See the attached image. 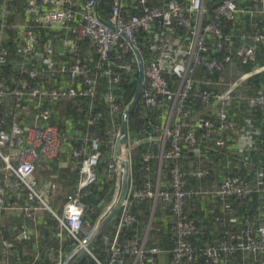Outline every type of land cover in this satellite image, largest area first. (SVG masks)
I'll use <instances>...</instances> for the list:
<instances>
[{"label":"built area","instance_id":"built-area-1","mask_svg":"<svg viewBox=\"0 0 264 264\" xmlns=\"http://www.w3.org/2000/svg\"><path fill=\"white\" fill-rule=\"evenodd\" d=\"M12 1L0 0V67L8 60V52L2 46V35L15 29L19 31L18 53L24 62L31 63L34 59H42L44 66L52 70L51 59L57 54L67 57L68 63H61L53 69L54 72L66 76L62 86H59L60 83L56 87L37 86L36 81L47 77V73L34 66L23 70L28 81H24L20 87L7 88L0 75V101L8 98L18 102L32 101L35 107L31 122L24 125L20 124L18 115L8 110L0 111V227L3 226L4 213L22 215L16 238L24 242L35 241V251L24 252L34 258L30 264H34L40 254L45 255L53 264H74L78 258L79 262L87 257L90 258L87 264H155L153 259L162 254L161 248H147L146 235L134 233L129 238L121 239L120 232L136 224V217L130 210L132 200H159L170 204L174 217L172 232L175 244L170 250L169 264L193 263L195 250L187 239L197 235L198 229L193 220L183 212L184 200L192 192L185 189L186 174L175 163L169 168L170 182L166 189H159V176L154 184L148 179L138 190L133 189L128 181L125 199L117 213L112 216L120 202L119 193L123 186L124 173L119 158L113 156L109 171L116 176L114 196L95 221L84 223L87 207L81 202V192L96 180L94 167L99 155V139L82 135L77 139L78 146H72L70 150L72 166L78 170L79 176L76 192L66 197L60 213L51 209L49 200L56 186L51 182L39 184L34 176L35 171L43 161L56 159L72 138L66 136L57 126L49 124L50 110L44 106V102L57 103L85 98L91 104L96 93L97 77L88 74L89 66L85 62L82 63L78 54V42L86 38L98 57L93 67L98 71L104 70L108 83V92L104 99L110 115L114 116L118 112V106L111 87L126 80L133 71L132 65L136 63V57L132 46H136V34L139 31H149L155 24L154 28L159 30L152 45L156 56L144 71L146 83L141 94L150 110L169 105L165 129L154 130L157 135L161 134L155 139L160 141L168 134L167 126L172 122L173 131L169 134V146L159 157V162L177 161L181 157L183 146L191 148L194 155L201 158L203 149L198 145L197 133L201 139H210L213 134L218 133V138L214 141L215 148H218L225 145L221 134L235 131V125L227 115L234 100V87L232 83L227 85L223 81L218 83L219 87L215 91L209 90L206 87L211 83L197 78L196 74L202 70L212 76L235 64L246 66L254 63L256 46L264 43V32L253 24L251 31L247 33H224V23L234 22L239 12L237 0H222L214 8L211 17L205 9V0H157L160 5L158 8L151 7L150 2L153 0H133L135 9L139 8V12L134 14L123 12L125 0H112L110 13L103 19L97 10L99 0H84L81 9H77L75 0H26L21 12ZM250 1L257 3L263 0ZM249 13L253 15L259 12L252 10ZM20 15L23 19L18 23L15 19ZM77 19L80 22L73 26ZM174 26L184 31L188 46L181 47L174 38ZM34 28L58 29L66 33L72 32L73 35L51 39L45 43L44 49L39 51ZM207 39L211 41L212 54L208 53ZM235 39L238 40L237 45H234ZM117 46L122 47L121 52L111 59V51ZM171 54H174V58L170 61L167 57ZM130 55L132 59L129 58ZM162 62L166 63L165 69L178 78L179 83L175 90L170 88L163 77L164 69L160 65ZM256 72L257 69L253 73ZM202 86L206 89L201 90ZM191 97L202 106L213 108L209 113L212 112L216 123L204 117H198L192 123L189 121L192 111L188 109L187 102ZM242 101L248 109L264 111V94L244 97ZM91 111L90 107L89 112ZM99 118L100 114L91 113L85 123L92 126ZM113 130L114 127H111L108 134L116 139L118 132ZM250 132L241 139L239 145L242 150L254 145L252 135L257 132ZM148 160L147 156L143 158L144 162ZM144 170L148 171V167H144ZM189 175L201 179L209 175V170L197 168ZM9 193H14L17 197L25 193L24 203H6L5 198ZM194 193L215 200L222 209L231 214L230 199L244 200L254 193L264 194V172L259 171L256 174L254 186L241 177H227L216 190L210 191L200 187ZM44 211L56 222L55 238L58 246H46L40 250L36 245L39 233L35 215L43 214ZM114 219L118 221L114 233L109 235L105 233V229ZM236 220L231 216L229 223L235 224ZM245 227L239 232L228 234L217 246L205 248V264H226V261H221L222 254H264V225L246 221ZM64 234H67L74 244L66 254L61 247ZM98 241L101 243L99 253L103 252L104 260L95 253V244ZM0 243L3 255H9V250L13 247L12 241L4 237L1 229ZM16 256L19 260L17 254ZM1 263L6 264L7 261ZM260 264H264V260Z\"/></svg>","mask_w":264,"mask_h":264},{"label":"trees","instance_id":"trees-1","mask_svg":"<svg viewBox=\"0 0 264 264\" xmlns=\"http://www.w3.org/2000/svg\"><path fill=\"white\" fill-rule=\"evenodd\" d=\"M26 0H13L12 4L17 6L18 10H22ZM132 0H128L123 8V12L126 14H134L139 12V8L135 9L134 5L131 4ZM222 0H206L205 5L209 11L212 13L216 4H219ZM112 0H99L98 4V14L100 18H105L110 13V6ZM151 7H160L157 0L150 2ZM264 7V0L260 2ZM250 2V0H238V7L240 13L234 22L224 23L223 31L224 33L237 34L240 32H250L253 24L257 25V28L260 31L264 32V11L261 15L253 14L250 15L248 12L255 8L256 5ZM134 7V8H133ZM21 16V15H20ZM12 21V19H9ZM237 21V22H236ZM77 25L76 20L73 23V26ZM174 26V38L181 44L187 45L189 42L185 40L184 31L182 29L176 28ZM154 28V27H152ZM36 40H37V50L42 51L44 49L45 43L51 39L57 38L61 39L65 35H73L72 32L66 33L58 29H42L34 28L33 29ZM19 31L11 30L6 31L4 39L2 40V46L7 50L9 54L8 62L6 66L1 70L2 79L4 82L10 86L12 79L15 73L18 72L16 65L20 63L23 59L20 57L17 48ZM137 43L136 47L138 48L142 59L144 68L146 69L149 63L156 56L155 52H152L151 46L154 44V37L152 33L149 32H138L136 34ZM235 41H238L235 39ZM208 46L210 48V41L207 40ZM122 47L117 46L111 51L110 58L114 59L120 52ZM80 53H83L81 56ZM84 53H90L89 56L84 57ZM78 54L85 60V63L92 64L89 69L88 74L90 76L97 77V87L95 97L90 101L85 98H74L68 101H62L57 103L44 102V106L50 110V120L49 124L57 125V127L64 131L67 135L71 134L73 131V137L67 143L63 150L59 153V160H53L50 162H45L40 165V169H45L47 171L52 170L54 173H58L60 176V192L56 198H51L49 200V206L52 210L60 213L61 207L65 202V197L67 193H73L77 186L78 175L76 169L70 168H59V161L66 159L69 154V149L72 146H78V138L82 135H88L91 138L99 139V158L97 164L94 168L96 180L92 185H89L87 189L83 191V197L81 202H83L87 210L84 215V223H89L95 221L100 215L102 209L108 204L115 193L116 185V176L114 173H110L108 166L112 162L113 154V145L115 138L112 135L108 134V131L111 127H114V132L119 130L122 113L132 101V98L135 94L137 83H138V72L137 67L134 65V73L130 78L122 81L120 84L112 86L111 91L115 98L116 105L119 107V112L115 116H111L109 112V107L104 95L108 92V83L107 79L104 76V70L98 71L93 65L98 61L94 49L89 45V42L86 38L79 40L78 42ZM58 56V55H57ZM132 59V56L129 57ZM264 66V43H261L256 46V59L254 63L250 65L242 66L240 64H235L230 68H226L223 73H217L212 76H208L204 72L197 73V77L205 79L207 81L218 80L222 77L225 84L229 85L239 79L242 75L251 73L255 69ZM163 77L167 80L172 90L176 89L178 84V79L171 73V71L165 70ZM212 82V81H211ZM209 90L215 91L211 86L206 87ZM205 87H200L201 90L206 89ZM234 93L240 94L242 97H253L258 94H264V71L261 73L255 74L250 78L244 80L240 86L234 88ZM235 100L234 106L227 111L229 119L234 123L236 131L241 130L245 127V122L251 120L249 123L252 130H256V134L253 135L254 145L251 150L247 153V161H244L243 158L235 155V150L231 149V139L225 140V145L223 147H218L214 151L215 154H218L217 159L220 161L223 160V167L220 170V177L214 168L204 164V157L198 158L194 155L191 148L183 146L181 157L177 163L163 160L160 166V182L165 183V187L168 188L170 177H169V168L175 163L180 169L186 174V187L187 191L192 192L189 196L185 198L183 212L190 218L193 219L195 225L198 229V234L187 239L188 242L195 250V261L191 264H205L203 252L205 248L217 246L218 244L214 242H208L207 231L204 230L196 217L192 213L185 212V203L187 205L193 203V201L203 202L202 200L208 199L205 196H200L195 194L200 187L205 190H210L216 188L221 181L227 177H241L249 183V185L254 186V181L256 174L259 171L264 172V111L258 109H248L244 104L237 102ZM30 103L32 106L33 112L35 107L32 101L27 102H18L13 98H8L6 100L0 101V111L8 110L13 114H19L20 124L26 118L20 115L22 112V107ZM188 109L192 111V119L195 117V113L200 109L202 110L203 106L195 100L193 97L187 102ZM241 108L244 112L243 116L238 117L234 113V108ZM90 107L92 111L89 112ZM93 113L94 115L100 114L99 120H97L92 126L86 125L85 121L88 119L89 114ZM206 118L215 121V118L210 115H203ZM166 118L165 110H155L149 112L145 107L144 98L142 95L139 97L137 103L130 110L129 115L126 121L127 127V139L130 143L135 141H142L139 145L135 147L133 151L129 153V162H130V173L128 180L131 182L132 188L138 190L142 187L143 183L149 178L152 183L153 179L156 176L158 171V161L157 156L160 153V143L157 141H147L149 137H156L154 130L156 128H161L164 126ZM27 123V122H26ZM70 127V130L68 128ZM183 132V131H182ZM237 133V132H236ZM233 133H222L221 136L225 139L227 136L232 135ZM218 133L215 134L217 136ZM168 143V142H167ZM167 143L164 146V151L167 149ZM202 148L207 144V141H199ZM200 147V148H201ZM201 148V149H202ZM143 156L151 157L148 162L143 161ZM203 156L205 153L203 152ZM190 165L194 167L190 168H203L206 167L209 169L210 174L201 179H195L189 175L191 171H188ZM144 167H148V171L144 170ZM192 169V170H193ZM224 170V171H223ZM47 178V177H46ZM211 186V187H210ZM25 193H21L19 204H23L25 201ZM8 199V198H7ZM9 202V200H7ZM14 201L9 202L13 204ZM132 202V201H131ZM232 213L225 211L221 208L219 203L215 200H209V203H205L209 212L211 213L212 220L214 224L217 225V231L222 236L223 242L228 234L231 232H239L240 230L245 229L246 221H251L257 225H264V194H252L249 198L244 200L230 199ZM151 200L136 201L133 200L131 204V213L136 217L137 224L131 228L123 229L120 232L121 239L129 238L132 234L135 233V230L143 231L146 227L150 215H151ZM170 211L168 207H165L159 200L156 201L155 207L153 210L152 220L150 228L148 231V241L146 247H156L161 248L162 250H172L175 244L173 237V221L169 222ZM231 216H234L237 220L234 225L229 223ZM192 217V218H191ZM117 219H114L105 229V233L109 235L114 233V227L117 223ZM18 223L14 227L9 226L8 224H3L0 227L2 234L6 239H11L13 247L9 250V255H3L1 251L0 243V264L1 261L12 262V264H30L33 263L34 258H31L29 255H25L24 252L33 253L35 251V241L24 242L16 238L18 234ZM37 230L39 233L37 246L40 247V250L45 249L46 246H58V241L55 238L56 233V222L53 217L47 213L37 217ZM25 243V245H24ZM61 247L63 252L66 254L74 247L73 242L70 240V237L67 234L63 235ZM99 247L101 249V243L98 241L95 244V253L104 260L103 252L99 253ZM19 260H17V256ZM263 255V254H262ZM261 255V256H262ZM257 255H246L241 252H236L233 254L223 255L221 261H226V264H246L249 259L257 260V264L262 262L258 260ZM90 261V258L81 259L78 264H87ZM34 264H53L48 259L45 258V255L40 254L39 259Z\"/></svg>","mask_w":264,"mask_h":264},{"label":"crops","instance_id":"crops-1","mask_svg":"<svg viewBox=\"0 0 264 264\" xmlns=\"http://www.w3.org/2000/svg\"><path fill=\"white\" fill-rule=\"evenodd\" d=\"M76 1V7H77V9H81L82 8V4L84 3V0H75ZM127 1L128 0H125V2H124V5H123V8H124V6H125V4L127 3ZM133 1V0H132ZM132 1H131V4H132ZM133 5V4H132ZM134 8V7H133ZM126 13V12H125ZM237 22V21H236ZM156 25L154 24L152 27H155ZM139 32H142V31H139ZM146 32H149V33H152V35H153V37L155 38V35H158V33H159V30H158V28H151L149 31H146ZM173 33H174V31H173ZM240 33H242V32H240ZM65 36H67V35H65ZM64 36V37H65ZM238 44V41H234V45H237ZM188 45V44H187ZM181 47H185V46H181ZM151 48H152V46H151ZM152 52H154L153 50H152ZM81 54V56H83V53H80ZM89 54L90 53H84V57L83 58H85V56L87 57V56H89ZM8 58H9V54H8ZM174 58V54H171L169 57H167V59L168 60H172ZM79 59L82 61V63H84V62H86L85 60H83L80 56H79ZM166 59V60H167ZM52 63H53V68H52V70H48L47 68H46V65L44 66V64H43V60L42 59H34L33 60V62H31V63H28V62H24L23 60L20 62V63H18L17 65H16V68H17V70H18V72L17 73H15V75H14V77H13V79H12V83L10 84V86L9 85H7L5 82H3L4 83V85L7 87V88H15V87H20L23 83H24V81H28V79H27V77L24 75V73H23V70L24 69H26V68H29V67H36L38 70H40V71H42V69L44 70V71H46V73H47V77H41V78H39L37 81H36V85L37 86H39L40 85V87H42V88H45V87H56L57 86V84H59V86H62L63 85V81H64V79H66V76L65 75H61V74H59L58 72H54V67H56V66H58L59 64H61V63H68V58L67 57H65L64 55L63 56H57L56 54H54V56L52 57ZM7 62H8V60H7ZM7 64V63H6ZM6 64L4 65V66H6ZM87 64H88V66H89V69L91 68V66H92V64H90V63H88L87 62ZM134 65H136V67H137V63H135V64H133L132 65V69H133V71H132V73L131 74H129V76H128V78H130L132 75H133V73H134ZM161 67L164 69V71L165 70H168V69H165V65H166V63L165 62H162L161 64ZM4 66H2V67H0V75H1V77H2V74H1V70L3 69V67ZM45 68V69H44ZM137 72H138V70H137ZM4 81V80H3ZM212 81V82H211ZM211 81H208V82H210L211 84L209 85V86H211V88L212 89H217L219 86H218V83L217 82H219V81H221V79H219L218 78V80H211ZM58 86V87H59ZM240 86V85H239ZM96 94V93H95ZM206 108V107H205ZM205 108L203 107L202 108V110H198L197 111V113L196 112H194L195 113V117H199L200 115H205L206 113H208V112H210V111H212L213 110V108L211 107V108H206V110H205ZM22 112H23V108H22ZM109 112H110V110H109ZM118 112H119V107H118ZM118 112L116 113V114H118ZM115 114V115H116ZM18 116H19V114H17ZM29 115V113L26 115V116H28ZM114 115V116H115ZM25 116V117H26ZM20 117V116H19ZM194 117V118H195ZM19 121H20V118H19ZM31 122V121H30ZM30 122H23L24 124H28V123H30ZM246 124H245V127L244 128H242L241 130H239L238 129V131H237V133L236 132H234L232 135H230V136H227L226 138H225V140H227V139H231V149H234L235 150V155H237L238 157H240V158H243V160H244V158L246 157V155H247V153L251 150V147H245V149L244 150H242L241 149V147H240V143H241V139H242V137H244L245 138V134L247 133V132H249V133H251L250 132V130H251V127H250V125H249V123H251V120L249 121V120H247L246 122H245ZM23 124V125H24ZM68 130H70V127L68 128ZM66 136H69L70 137V135H67L64 131H62ZM70 134H71V138L73 137V131H71L70 132ZM218 136V135H217ZM216 136V137H217ZM215 138V137H214ZM203 149V152L205 153V156H203L202 155V157H204V159H205V163L204 164H206L207 166L209 165L210 166V168L212 169V168H214L215 169V171L217 172V174H218V176L220 177L222 174H220V170H221V168L223 167L222 165H223V163H225V162H223V160L221 159V164H220V161H215L216 159H217V156H218V154H215L214 153V151H215V146H214V144H213V140H211V141H209V142H207V144L204 146V148H202ZM70 150L71 149H69V154L67 155V157H66V159H64L65 161H69V164L68 165H64V167H62V166H60L59 165V167L60 168H63V169H67V168H70L71 170L72 169H75L73 166H72V155H71V153H70ZM42 164V163H41ZM222 166V167H221ZM40 166H38V170L40 169L39 168ZM190 167H194L193 165H190L188 168H190ZM193 168H190V169H188V171H191ZM1 170H2V168L0 167V187L2 186V182H1V180H2V172H1ZM77 170V169H76ZM224 171V170H223ZM94 173H95V170H94ZM77 175H78V170H77ZM157 176H160V171L158 170L157 172H156V176L154 177V179H153V181H154V183H155V181H156V178H157ZM169 177H170V175H169ZM38 178L40 179V180H42V181H40V184H43L46 180H47V178L45 177V174L43 175V176H40V175H38ZM149 179H151V178H149ZM45 180V181H44ZM78 182H79V176H78V181H77V185H78ZM153 183V184H154ZM158 186H159V189L160 190H163V189H166L167 187H165V183H161L160 182V177H159V183H158ZM211 187V186H210ZM76 188H77V186H76ZM76 188H75V190L73 191L74 193L76 192ZM88 187H86L85 189H87ZM215 188V187H214ZM85 189H83V191L85 190ZM83 191L81 192V199H82V197H83ZM16 195V194H15ZM7 197H9L8 199H6L5 200V202L6 203H9V202H12V201H14L13 202V204H17V205H19V202H18V200H20V198H18V197H16V196H14V195H9V196H7ZM7 200H9V202H7ZM202 201H204L205 203H209V199H206V200H202ZM133 202V201H132ZM165 207H168L169 208V211L171 210V207H170V204L169 203H166V202H163V201H160ZM205 203H203V202H198L197 203V201H193V203H191V204H188V202H187V205H186V203H185V212H188V214L189 213H192L193 215H196V217H197V219H198V221H199V224H200V226L204 229V230H206L207 232V235H208V242H214V243H216V244H219L220 243V241L222 240V236H220V234L218 233V231H217V225L216 224H214V222H213V220H212V217H211V213L208 211L209 210V208H208V206L205 204ZM154 207H155V205H153V203H152V207H151V214L153 215V210H154ZM41 214L42 213H39V214H36L35 216H37V217H41ZM6 215V213H4V215H3V217ZM14 215H16L17 217H18V223H20V221H21V219H22V215H20V214H14ZM192 218V217H191ZM151 220H152V216L150 215V218H149V221H148V223H147V225H146V227L144 228V230L141 232V231H139L138 229L137 230H135V233H138V234H140L141 236H143V235H146V244H147V241H148V231H149V228H150V224H151ZM193 220V219H192ZM172 221H173V223H174V217H173V215H172V213H171V211H170V216H169V222L170 223H172ZM194 222V221H193ZM17 223V224H18ZM195 223V222H194ZM16 224V225H17ZM136 224H137V219H136ZM135 224V225H136ZM134 225V226H135ZM17 228H18V226H17ZM14 229H16V227L14 226ZM24 245H25V243H24ZM26 246V245H25ZM262 255V254H261ZM259 255V257H258V260H264V255ZM261 258V259H260ZM153 261H154V263L155 264H169V262H170V250H162V254L160 255V256H158V257H156V258H154L153 259ZM257 260H253V259H249L247 262H246V264H257ZM6 264H12V262H7Z\"/></svg>","mask_w":264,"mask_h":264},{"label":"clouds","instance_id":"clouds-1","mask_svg":"<svg viewBox=\"0 0 264 264\" xmlns=\"http://www.w3.org/2000/svg\"><path fill=\"white\" fill-rule=\"evenodd\" d=\"M26 2V1H25ZM205 2H206V0H205ZM251 2V1H250ZM260 2H257V3H255V4H259ZM99 4V3H98ZM25 5V4H24ZM218 4H216L215 5V7L217 6ZM214 7V8H215ZM237 7H238V0H237ZM205 9L207 10V12H208V14L210 15V17H211V15H212V13H213V11H214V9L212 10V13H209V11H208V9H207V7H206V5H205ZM238 10H239V7H238ZM253 11H255V12H259V13H255V14H258V15H261L262 13H263V11H264V7L261 5V3H260V5H256L255 6V8L254 9H252ZM252 10H250V11H252ZM22 10H20V12H21ZM249 11V12H250ZM248 12V14H250ZM240 13V10H239V12L237 13V15H236V18H237V16H238V14ZM251 15V14H250ZM235 18V19H236ZM235 21V20H234ZM80 21L77 19L76 20V23L78 24ZM61 31V30H60ZM65 32V31H64ZM243 33V32H242ZM245 33V32H244ZM238 34V33H237ZM237 34H235V35H237ZM207 40H209L210 41V39H207ZM235 41V40H234ZM181 46H188V45H181ZM207 46H208V43H207ZM136 47V46H135ZM210 47H211V52H210V48L208 47V53H211L212 54V52H213V50H212V46H211V41H210ZM137 48V47H136ZM137 50H138V48H137ZM139 51V50H138ZM140 53V52H139ZM57 55V54H56ZM141 55V54H140ZM142 57V56H141ZM243 66V65H242ZM232 67V66H231ZM264 67V66H263ZM227 68H230V67H227ZM259 68H262V67H259ZM259 68H257V70L259 69ZM256 70V69H255ZM254 70V71H255ZM144 71H145V68H144ZM168 71H170V70H168ZM253 71V72H254ZM199 72H204V71H199ZM198 72V73H199ZM253 72H251V73H253ZM163 73H164V71H163ZM205 73V72H204ZM221 73H223V72H221ZM251 73H247V74H250L251 76H253V75H255V74H258V73H253V74H251ZM261 73V72H260ZM208 75V74H207ZM244 75H246V74H244ZM244 75H242L240 78H242ZM196 76H197V74H196ZM208 76H210V75H208ZM250 76V77H251ZM176 77V76H175ZM249 77V78H250ZM177 78V77H176ZM197 78H200V77H197ZM239 78V79H240ZM178 79V78H177ZM202 79V78H201ZM239 79H237V80H239ZM166 80V79H165ZM205 80V79H204ZM236 80V81H237ZM167 81V80H166ZM207 81V80H206ZM235 81V82H236ZM222 82H223V79H222ZM235 82H233L232 84H233V87L234 88H236L235 86H234V84H235ZM145 83H146V81H145V77H144V85H143V87L145 86ZM178 83H179V81H178ZM242 83V82H241ZM240 83V84H241ZM169 84V83H168ZM239 84V85H240ZM238 85V86H239ZM177 86H178V84H177ZM176 86V87H177ZM143 87H142V89H143ZM142 89H141V92H142ZM142 95V94H141ZM140 95V96H141ZM142 97H143V95H142ZM3 100H6V99H3ZM3 100H1V101H3ZM62 102V101H61ZM144 103H145V100H144ZM145 107H146V105H145ZM204 107V106H203ZM147 108V107H146ZM231 108V107H230ZM229 108V109H230ZM148 109V108H147ZM165 110V113H166V117H167V112H168V110H169V105H165L164 106V108H160V109H153V110H150V109H148V111L149 112H151V111H155V110ZM229 109H228V111H229ZM122 115H123V113H122ZM205 115H210V116H212V117H214V115L212 114V112L211 113H206ZM228 115V114H227ZM19 117V116H18ZM199 117H204L203 115H200ZM196 118H198V117H195V118H193L192 119V115H191V117L189 118V121L192 123ZM204 118H206V117H204ZM215 118V117H214ZM206 119H209V118H206ZM228 119H229V116H228ZM209 120H211V119H209ZM230 120V119H229ZM212 121V120H211ZM231 121V120H230ZM121 122H122V118H121ZM212 122H214V123H216V118H215V121H212ZM232 122V121H231ZM172 123V122H171ZM233 123V122H232ZM166 124H167V121H166V118H165V122H164V126L163 127H161V128H156V129H161V130H163V129H165V127H166ZM120 125H121V123H120ZM55 126H57V125H55ZM119 130H120V127H119ZM119 130L118 131H116V133L118 132V135H119ZM173 131V126H172V124H171V132ZM250 131H256V130H250ZM167 132H168V130H167ZM234 132H237L236 131V129H235V131ZM234 132H232V133H234ZM155 133V132H154ZM156 134V133H155ZM161 134H159V135H157L156 134V137L155 138H153V137H149L148 139H147V141H157V140H155V139H157V137L158 136H160ZM253 136V135H252ZM196 137H197V141H198V145L201 147V145H200V143H199V141H207V142H209V141H211V140H213V144H214V141H215V139H217L218 138V136L216 137L215 136V134H213L212 136H211V138L210 139H201L200 138V134L199 133H197V135H196ZM215 137V138H214ZM118 138V137H117ZM117 138L115 139V141H114V145H113V154H112V157L113 156H116V157H118L119 158V161L121 162V157H120V151H119V149L120 148H117V146H116V143H117ZM166 139V136L165 137H163L160 141H157V142H159L160 143V145H161V147H160V153H159V155L157 156V161H158V164H159V167H158V170L160 171V166H161V163L159 162L160 160H159V157L161 156V154L163 153V152H165L167 149H168V146H169V142H170V139H169V137H168V139H167V141L165 140ZM168 142V143H167ZM140 143H142V141H135V142H131L130 143V141H129V139H127V127H126V131H125V147L129 150V152H128V158H129V153H130V151L132 150V149H135V147L137 146V145H139ZM167 143V149L164 151V146H165V144ZM202 148V147H201ZM252 148V147H251ZM215 150H216V148H215ZM98 153H99V149H98ZM58 157H59V155L57 156V158L56 159H54V160H57L58 159ZM144 157H146V156H143V158ZM147 157H149V156H147ZM98 158H99V155H98ZM98 158H97V161H98ZM150 158L151 157H149V160H150ZM148 160V161H149ZM53 161V160H52ZM179 161V159L177 160V161H174L175 163H177ZM244 161H247V158L245 157L244 158ZM45 162H50V161H43L42 163H45ZM112 163V162H111ZM1 161H0V167H1ZM97 164V163H96ZM121 164V163H120ZM41 165V164H40ZM39 165V166H40ZM121 167L123 168V170H124V173H123V179H124V175H125V169H124V166L121 164ZM37 168H38V166H37ZM37 168H36V171H37ZM95 168V167H94ZM203 168H206V167H203ZM108 169H109V166H108ZM195 169H197V168H195ZM195 169H193V170H195ZM207 169V168H206ZM193 170H191V171H193ZM209 170V169H208ZM36 171H35V174H36ZM129 173H130V162H129ZM209 174H210V171H209ZM35 176V175H34ZM160 177V176H159ZM128 178H129V176H128ZM36 179V178H35ZM123 179H122V185H123ZM37 180V179H36ZM129 181V180H128ZM39 184H40V182L39 181H37ZM49 181L48 180H46L44 183H48ZM222 182V181H221ZM221 182H220V184H221ZM219 184V185H220ZM218 185V186H219ZM217 186V187H218ZM217 187L216 188H214V189H210V191H213V190H216L217 189ZM122 188H123V186H122ZM14 195V196H16L17 197V195H15L14 193L12 194V193H9V194H7V196H9V195ZM71 194H74V192L73 193H70L69 195H71ZM121 195H122V189H121ZM263 195V194H262ZM68 196V195H67ZM66 196V197H67ZM66 197H65V199H66ZM8 197H6L5 198V200L7 199ZM18 198H20V195H19V197ZM120 198H121V196H120ZM208 198V197H207ZM209 199V198H208ZM209 200H211V199H209ZM133 201V200H132ZM152 201V200H151ZM185 201V200H184ZM152 203H153V205H155V203H156V201L155 202H153L152 201ZM231 204V203H230ZM171 211V210H170ZM172 213V212H171ZM185 214V213H184ZM43 215V214H42ZM192 220V219H191ZM236 223V222H235ZM232 225H234V224H232ZM262 225V224H261ZM134 226V225H133ZM132 226V227H133ZM162 250V249H161ZM261 255V254H260ZM264 255V254H263ZM160 256V255H159ZM257 256H259V255H257ZM158 257V256H157ZM154 258H156V257H154ZM2 262V261H1Z\"/></svg>","mask_w":264,"mask_h":264},{"label":"water","instance_id":"water-1","mask_svg":"<svg viewBox=\"0 0 264 264\" xmlns=\"http://www.w3.org/2000/svg\"><path fill=\"white\" fill-rule=\"evenodd\" d=\"M133 49V53L136 57V63H137V70H138V83H137V88L135 91V94L132 98V101L129 103V105L126 107V109L123 111V115H122V122L120 125V130H119V135L117 138V143L116 146L117 148H120V157H121V164L124 166L125 169V175H124V179H123V188H122V195L120 198V202L118 204V206L115 208V210L113 211L112 216H114L117 211L120 208L121 202L125 199L126 196V190H127V184H128V176H129V158H128V152L129 150L125 147V131H126V121H127V117L129 115L130 110L133 108V106L137 103L140 95H141V89L144 85V64H143V59L139 53V51L137 50V48L133 45L132 46ZM264 71V67H262L261 69H258L256 73H260ZM251 75L250 74H246L244 75L242 78H240L239 80H237L234 84V86H238L241 82H243L244 80L248 79ZM152 216V214H151ZM150 222V221H149ZM104 225L101 227V230L103 229ZM82 257V256H81ZM80 258L77 259V261L74 263L76 264L78 262Z\"/></svg>","mask_w":264,"mask_h":264},{"label":"rangeland","instance_id":"rangeland-1","mask_svg":"<svg viewBox=\"0 0 264 264\" xmlns=\"http://www.w3.org/2000/svg\"><path fill=\"white\" fill-rule=\"evenodd\" d=\"M22 15L21 16H19V17H17L15 20H16V22H18V23H20L21 21H22ZM4 35H5V33L2 35V39H4ZM219 79H221V81H219V82H222V77H220ZM219 82H217V83H219ZM233 95H234V100H233V102H232V104H231V107H233L234 106V102H235V100H238L237 102H239V103H241L242 105L244 104L245 106H246V104H245V102L244 101H242V99L244 98V97H242L240 94H237V93H234V91H233ZM247 107V106H246ZM23 112H20V115H22L23 117H25L28 113H29V115L28 116H26L25 118V120L24 121H26V122H30L31 121V116L33 115V108H32V106L30 105V103H27L26 105H24L23 107ZM205 108V107H204ZM22 110V109H21ZM205 110H206V108H205ZM234 113L236 114V115H238V117H241V116H243V114H244V112L241 110V108L238 106V108H234ZM171 122H169L168 123V126H167V130H168V134H166V141H167V139H168V137H169V134L171 133ZM134 149H132L131 151H133ZM130 151V152H131ZM57 160H59V159H57ZM69 164V161H65V160H60L59 161V165L60 166H62V167H64V165H68ZM60 168V167H59ZM45 174V177H47V180L49 181V182H51V183H54L55 184V186H56V188H55V190H54V192L51 194V198L53 199V198H56L58 195H59V192H60V176H59V174L58 173H54V172H52V170L50 169V171H47V170H45V169H37V171H36V174H35V178L37 179V181H42V180H40L39 178H38V175H40V176H43ZM45 181V180H44ZM70 193H67V195H69ZM66 195V196H67ZM119 196H121V191H120V193H119ZM9 198V197H8ZM44 213L45 214H47L45 211H44ZM43 213V214H44ZM2 222H3V224H8L9 226H12V227H14L17 223H18V217L16 216V215H14V214H11V213H7L3 218H2Z\"/></svg>","mask_w":264,"mask_h":264}]
</instances>
